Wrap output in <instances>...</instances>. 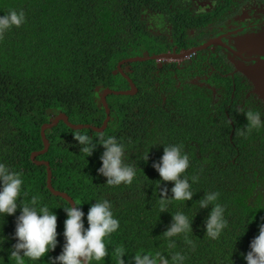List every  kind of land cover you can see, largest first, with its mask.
Wrapping results in <instances>:
<instances>
[{"label":"trees","instance_id":"trees-1","mask_svg":"<svg viewBox=\"0 0 264 264\" xmlns=\"http://www.w3.org/2000/svg\"><path fill=\"white\" fill-rule=\"evenodd\" d=\"M153 0H0V15L10 10H23L26 22L7 31L0 41V162L22 172L23 188L28 199L36 195L57 214L55 251L40 261L25 264H48L49 257L59 255L64 243L63 229L67 214L63 207L71 206L47 187V169L32 159L34 151L43 148L41 126L53 113L65 112L74 123L101 126L106 111L98 102L97 87L115 90L129 88L128 80L118 71L121 60L144 55L142 45L147 40L145 24L158 18L149 11ZM153 45V41L151 42ZM148 61L127 64L130 77L139 91L135 95H110L108 103L112 120L103 132L76 130L64 122L48 130L50 148L38 158L50 161L52 183L82 204L86 214L91 203L106 198L112 203L120 228L106 246L109 256L93 264H117L114 249L123 246L128 254L125 264H133L136 251H165L163 231L172 215L183 212L193 217L191 238L196 247L174 238L176 248L186 254L185 264H246L241 253L249 251L251 240L258 235V225L264 223V129L253 131L247 138L239 132L247 120L231 125L227 144L207 148L212 134L210 113L195 101L197 96L168 92L166 103L153 85L148 87L145 74ZM262 119L264 110L261 108ZM235 120V115L230 113ZM87 132L96 137L114 135L126 147V163L136 170L131 185L109 187L106 178L97 174L103 147L92 156L80 152L72 132ZM220 141H213L219 146ZM183 145L189 155V168L183 174L198 176L191 183L192 200H171L160 213V189H169L173 182H160L154 161L163 155L164 145ZM149 152V159L142 158ZM161 183V184H160ZM219 192L217 203L225 208L228 227L219 239L205 236L204 222L208 208H199L205 192ZM86 202V203H85ZM17 209L16 216L19 215ZM247 232L238 240L245 224ZM15 231V216H6L3 234L7 237L0 250V264H15L9 260ZM237 240V241H236Z\"/></svg>","mask_w":264,"mask_h":264},{"label":"clouds","instance_id":"clouds-1","mask_svg":"<svg viewBox=\"0 0 264 264\" xmlns=\"http://www.w3.org/2000/svg\"><path fill=\"white\" fill-rule=\"evenodd\" d=\"M260 3L264 4V0H260ZM25 22L26 15L23 10L12 9L7 14L0 15V41L3 40L7 31L13 27H20ZM259 23L264 24V20H260ZM127 64L123 67L125 68ZM103 90L104 88L101 87L96 88L99 97H102L101 93ZM238 111L239 113H244L247 120L244 128L239 132L241 137L247 138L251 136L253 131L258 132L264 129V119H262L261 112L251 109L246 110L243 107ZM61 112H54L48 122ZM61 122L64 121H60L58 125ZM53 128L47 129L46 135H48L47 131ZM72 136L80 146V152L84 154L85 159L92 156L98 145L103 147L104 150L99 157L102 165L97 169V174L106 178L105 184L107 186L118 187L122 184L131 185L133 183L136 177V170L133 166L126 163V147L116 136L100 134L93 137L87 132L80 131H73ZM149 152L150 150L142 158L145 162L149 159ZM189 163V155L184 152L183 145H164L163 155L159 161L153 162L152 166L159 174V181L173 182L170 189L171 196L168 195L169 189L167 186L160 189V213L166 211L167 205L171 200L181 202L192 200L194 192L191 190V183L198 182L199 177L183 175L189 168ZM23 184L22 172L12 170L7 164L0 162V250H3V244L7 239L3 234L4 218L6 216H15L13 238L16 242L12 245L9 255V260L14 261L15 264H25L26 260L31 262L40 261L47 253L55 251L59 243L57 239L59 235L57 232V214L53 211L54 208L59 207L50 209L48 205L42 204L41 197L36 195L28 199V193L24 190ZM219 197V192H205L203 199L199 201V208L212 206L204 222L205 236L211 240L219 239L223 231L228 227V221L225 218V208L217 203ZM82 204L84 203L74 200L70 203L71 206L63 207L67 218L64 221L62 233L64 238L62 251L59 255L49 257L48 264H92L93 261H104L105 257L109 256L106 241L120 228V221L114 216L112 203L106 198L97 199L95 203H91L86 214L87 227H85V220L83 219L85 212L80 207ZM17 209L20 210L18 216L15 215ZM194 216L189 218L183 212H177L172 215L170 225L163 231L166 241L165 251H145L144 249L136 251L132 255L133 264H185L187 260L186 254L180 251H173L176 248V240L174 238L183 236L184 242L191 246L193 250L195 249L196 243L190 236V233H193L192 221ZM252 220L245 224L237 240L247 232V226ZM127 254V250L122 245L116 247L112 253L117 264H125L124 257ZM241 255L246 264H264V223L258 225V235L251 240L249 251L246 254L241 253Z\"/></svg>","mask_w":264,"mask_h":264},{"label":"flooded vegetation","instance_id":"flooded-vegetation-1","mask_svg":"<svg viewBox=\"0 0 264 264\" xmlns=\"http://www.w3.org/2000/svg\"><path fill=\"white\" fill-rule=\"evenodd\" d=\"M148 6L158 18L145 24L148 39L142 53L161 57L146 60V84L166 91L161 95L164 104L172 93L197 96L196 103L210 113L215 133L207 148L219 152L217 148L227 144L229 126L232 134L236 121L246 119L238 111L241 107L264 110L255 84L241 70L264 60V55L241 45L245 37L264 32V24L259 23L264 20V4L260 0H153ZM124 70L131 72L128 67ZM213 141L221 143L216 147Z\"/></svg>","mask_w":264,"mask_h":264},{"label":"water","instance_id":"water-1","mask_svg":"<svg viewBox=\"0 0 264 264\" xmlns=\"http://www.w3.org/2000/svg\"><path fill=\"white\" fill-rule=\"evenodd\" d=\"M241 45H242V47H244L245 49H247L251 52L264 55V32L245 37L241 41ZM160 57L161 56H159V55H155V56H140L139 55V56L128 57V58L123 59L122 61L119 62L118 67H117L118 71L121 72L128 79V81L130 83V88L126 89V90H114V89H111L110 87L104 88L103 92L101 93V96H102L101 103L104 106L107 115H106V118H105V120L101 126L84 124V123H79V124L74 123V122L70 121L69 116L64 112L59 113L50 122L45 123L42 126L41 135H42V139L44 142V148L41 150L34 151L31 155V159L38 165H45L46 166V168H47V187L54 195L64 198L69 203L74 201V199L67 192L56 189L54 187V185L52 183L53 172H52L50 162L48 160L37 158L39 155L45 154L49 150V147H50V141L47 138L46 130L51 129L54 126L58 125V123L60 121H64L69 127L76 129V130L83 129V128H89V129H92V130L97 131V132L105 131L109 125L111 118H112L111 117V109H110L108 101H107L108 96L112 95V94H115V95H134V94L138 93V90H139L138 86L133 81V79L125 72L123 66L127 63L131 64V63L138 62V61H146L149 58L158 59ZM241 70L255 84L257 93L260 95L261 99L264 101V60H258V62L256 64H254L253 66H249V67L245 66V67L241 68Z\"/></svg>","mask_w":264,"mask_h":264},{"label":"rangeland","instance_id":"rangeland-1","mask_svg":"<svg viewBox=\"0 0 264 264\" xmlns=\"http://www.w3.org/2000/svg\"><path fill=\"white\" fill-rule=\"evenodd\" d=\"M100 99H101V101H102V97H99Z\"/></svg>","mask_w":264,"mask_h":264}]
</instances>
